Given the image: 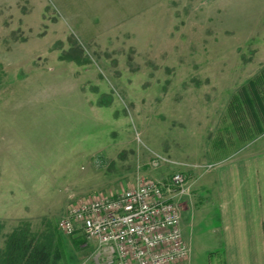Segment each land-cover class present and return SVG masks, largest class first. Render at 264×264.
<instances>
[{
	"label": "rangeland",
	"instance_id": "obj_1",
	"mask_svg": "<svg viewBox=\"0 0 264 264\" xmlns=\"http://www.w3.org/2000/svg\"><path fill=\"white\" fill-rule=\"evenodd\" d=\"M263 67L264 0H0V251L25 229L54 237L61 264H105L60 231L70 197L182 174L191 264H223L209 178L264 145L227 116Z\"/></svg>",
	"mask_w": 264,
	"mask_h": 264
},
{
	"label": "built area",
	"instance_id": "obj_2",
	"mask_svg": "<svg viewBox=\"0 0 264 264\" xmlns=\"http://www.w3.org/2000/svg\"><path fill=\"white\" fill-rule=\"evenodd\" d=\"M184 193L177 174L166 185L139 184L114 196L73 195L59 229L96 243L107 264H190L178 200Z\"/></svg>",
	"mask_w": 264,
	"mask_h": 264
},
{
	"label": "crops",
	"instance_id": "obj_3",
	"mask_svg": "<svg viewBox=\"0 0 264 264\" xmlns=\"http://www.w3.org/2000/svg\"><path fill=\"white\" fill-rule=\"evenodd\" d=\"M240 154L216 161L215 168L214 165L207 166L209 170H215L209 178L210 205H218L222 216L223 264H264V145L258 147V152ZM193 180L188 181V189H193ZM195 196L197 190L193 189L192 198L184 197L183 211L191 208ZM214 230L217 233V228ZM90 243L93 242L87 241L88 247ZM95 253L101 258L98 248Z\"/></svg>",
	"mask_w": 264,
	"mask_h": 264
},
{
	"label": "trees",
	"instance_id": "obj_4",
	"mask_svg": "<svg viewBox=\"0 0 264 264\" xmlns=\"http://www.w3.org/2000/svg\"><path fill=\"white\" fill-rule=\"evenodd\" d=\"M227 116L244 142L264 133V67L233 95ZM61 261L62 253L54 237L40 241L25 229L10 235L0 251V264H61Z\"/></svg>",
	"mask_w": 264,
	"mask_h": 264
},
{
	"label": "bare ground",
	"instance_id": "obj_5",
	"mask_svg": "<svg viewBox=\"0 0 264 264\" xmlns=\"http://www.w3.org/2000/svg\"><path fill=\"white\" fill-rule=\"evenodd\" d=\"M191 257H192V255H191ZM190 264H191V259H190Z\"/></svg>",
	"mask_w": 264,
	"mask_h": 264
}]
</instances>
